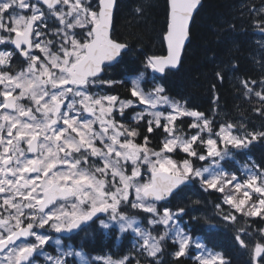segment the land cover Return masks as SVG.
Here are the masks:
<instances>
[{
	"label": "snow or ice",
	"instance_id": "6c2138e0",
	"mask_svg": "<svg viewBox=\"0 0 264 264\" xmlns=\"http://www.w3.org/2000/svg\"><path fill=\"white\" fill-rule=\"evenodd\" d=\"M201 6L165 0L166 52L148 54L117 34L119 0H0V264H232L210 239L221 224L264 264V160L248 155L264 145V0L240 12L261 37L258 74L210 57L207 110L167 85ZM190 192L214 197L211 216ZM94 225L126 249L70 242Z\"/></svg>",
	"mask_w": 264,
	"mask_h": 264
},
{
	"label": "trees",
	"instance_id": "16d2710c",
	"mask_svg": "<svg viewBox=\"0 0 264 264\" xmlns=\"http://www.w3.org/2000/svg\"><path fill=\"white\" fill-rule=\"evenodd\" d=\"M119 2L121 7L115 19L119 37L129 40L131 44L142 48L148 54L154 52L164 54L166 46L161 45L160 31L164 21L165 0H148L150 6L143 16H138L134 9L145 3V0H119ZM252 3L259 5L260 0H203L192 25L191 40L185 50L182 65L177 71L171 72L167 79L172 95L188 98L190 104L200 110L210 109L209 84L214 79V64L210 57L218 63L231 56L238 61L241 73L258 74V67L253 63L252 57L258 55L255 41L261 37L252 31L247 11H244L243 17L240 15L241 9ZM228 23H235L236 30H226ZM125 64L130 67H140L139 60L134 55L127 57ZM119 67L122 71L125 65ZM220 92L221 103L226 105L227 111L234 118H238L240 114L233 105L239 101L236 100L227 81ZM253 119L257 124L260 123L255 117ZM248 155L258 162L264 160V145H255ZM236 159L243 163L246 157L237 156ZM188 195L192 199H202L206 202L199 206L200 212L195 213L196 215H212L214 211L211 204L214 199L212 195L197 192H190ZM232 235V229L221 224L210 239L212 245L222 248L229 254L232 264H247V253L234 246ZM128 243L124 240L120 245H115L114 253L119 254L122 248L126 249ZM185 264H190V261H185Z\"/></svg>",
	"mask_w": 264,
	"mask_h": 264
},
{
	"label": "flooded vegetation",
	"instance_id": "af4514ba",
	"mask_svg": "<svg viewBox=\"0 0 264 264\" xmlns=\"http://www.w3.org/2000/svg\"><path fill=\"white\" fill-rule=\"evenodd\" d=\"M115 72H120V67L114 69ZM75 245H82L86 252H90L92 255L114 253L115 239L111 236L106 237L98 226H93L90 229H86L80 232L78 236L73 237L70 241ZM51 251V249H49Z\"/></svg>",
	"mask_w": 264,
	"mask_h": 264
},
{
	"label": "water",
	"instance_id": "95a60500",
	"mask_svg": "<svg viewBox=\"0 0 264 264\" xmlns=\"http://www.w3.org/2000/svg\"><path fill=\"white\" fill-rule=\"evenodd\" d=\"M202 4H203V0H202ZM200 9V8H199ZM199 9H198V11H199ZM195 16H196V14H195ZM195 19V18H194ZM256 34H258V33H256ZM259 35V34H258ZM191 40V39H190ZM190 43V41L189 42H186V45H185V50H186V48H187V46H188V44ZM183 59V58H182ZM174 71H176V70H174Z\"/></svg>",
	"mask_w": 264,
	"mask_h": 264
}]
</instances>
